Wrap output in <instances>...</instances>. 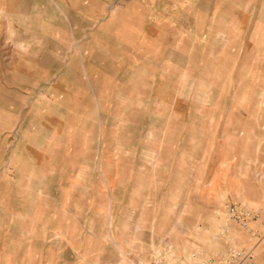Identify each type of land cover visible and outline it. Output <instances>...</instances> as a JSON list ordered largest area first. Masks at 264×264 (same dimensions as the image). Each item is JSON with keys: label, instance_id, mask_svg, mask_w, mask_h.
Wrapping results in <instances>:
<instances>
[{"label": "rangeland", "instance_id": "374dc122", "mask_svg": "<svg viewBox=\"0 0 264 264\" xmlns=\"http://www.w3.org/2000/svg\"><path fill=\"white\" fill-rule=\"evenodd\" d=\"M56 1L48 6L55 18H44L43 2L39 27L18 28L51 38L17 45L13 29L0 28V52L40 47L64 75L84 46L69 36L85 29H69L67 0ZM105 4L103 18L114 10L123 21L137 18L138 42L122 46L136 50L146 76L138 103H119L121 123L103 120L115 124L106 140L111 154L90 157L89 170L70 182L88 186L51 189V214L37 213L23 235L11 236L10 264H149L159 255L264 264V0ZM8 36L13 42L3 45ZM3 86L9 92L0 91V103L15 119L51 99L63 117L69 113L57 93Z\"/></svg>", "mask_w": 264, "mask_h": 264}, {"label": "crops", "instance_id": "0c3cea01", "mask_svg": "<svg viewBox=\"0 0 264 264\" xmlns=\"http://www.w3.org/2000/svg\"><path fill=\"white\" fill-rule=\"evenodd\" d=\"M43 2L44 18H55L48 7L52 5L49 0H0V28L13 29L17 35L14 44L40 45L51 38L34 30L29 31L35 32L33 36H27V31L18 29L39 27ZM66 5L69 29L82 27L85 33L76 36L69 31L72 34L69 44L82 42L84 46L80 54L70 58L69 70L64 75L58 71L56 58L51 62L54 58L42 53L40 47L21 51L18 46L17 50L0 52L1 92H9L3 86L8 82L23 89L57 93L63 100L60 103H69L65 105L69 109V113L64 111L66 117L59 109L63 106L51 99L50 103L36 101L39 104L31 114L16 119L11 115L9 103H0V264H10L11 236L23 235L22 230L37 213L51 214L52 188L88 186L84 180L81 184L70 182H75L79 171L89 170L90 157L111 154L106 150V140L113 139L115 124L106 127L103 120L118 118L121 123L119 103H138V85L145 83L146 76L137 66L136 50L122 46L138 42L136 17L131 15L130 20L123 21L122 14L114 10L107 19L103 18L108 8L105 0H67ZM81 35L87 36L86 39L79 41ZM10 38H3V45L13 42ZM158 41L170 42L169 38ZM102 45L108 48L102 50ZM124 49L129 50V55ZM6 74H12V78L4 77ZM42 104L49 106L47 112L40 109ZM132 118L129 124L136 130L137 112ZM13 123L17 126L10 130Z\"/></svg>", "mask_w": 264, "mask_h": 264}, {"label": "built area", "instance_id": "2783aa9c", "mask_svg": "<svg viewBox=\"0 0 264 264\" xmlns=\"http://www.w3.org/2000/svg\"><path fill=\"white\" fill-rule=\"evenodd\" d=\"M232 212H235V207L231 208ZM242 257L243 255L240 254ZM149 264H196L191 262H186L185 260H177V259H168L165 256H155ZM200 264H232L231 261L228 260H220L218 262H215L214 260H210L208 262H203Z\"/></svg>", "mask_w": 264, "mask_h": 264}, {"label": "bare ground", "instance_id": "6f19581e", "mask_svg": "<svg viewBox=\"0 0 264 264\" xmlns=\"http://www.w3.org/2000/svg\"><path fill=\"white\" fill-rule=\"evenodd\" d=\"M40 1V0H39ZM155 3V2H154Z\"/></svg>", "mask_w": 264, "mask_h": 264}]
</instances>
